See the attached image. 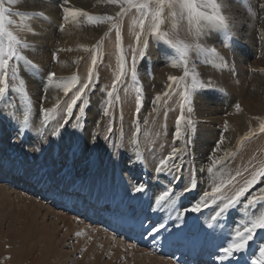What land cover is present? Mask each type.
<instances>
[{
  "label": "rangeland",
  "instance_id": "1",
  "mask_svg": "<svg viewBox=\"0 0 264 264\" xmlns=\"http://www.w3.org/2000/svg\"><path fill=\"white\" fill-rule=\"evenodd\" d=\"M34 1L39 2L40 0ZM53 2L56 6L59 5L60 8L62 7L60 6L61 2H58V0H52V3ZM63 8L64 7H62V9ZM133 10L135 9L131 10L133 13L136 12V10ZM61 12L63 14L62 19L64 20L69 13L67 12V10H62ZM19 13H23L21 17H27L25 19L20 18V20H38L39 17L38 15H36V13ZM98 16L99 14H96V17ZM261 19L263 20L262 23H260ZM256 20L257 21L253 28V32H255L254 38L257 42L255 45L256 57L252 56L250 58H247L248 60H246L245 65H243V69L245 66L244 71L246 72V78L248 79L245 85L248 84L249 86L253 83V80L249 79V77L252 75L251 73H253V70H264L263 64H259V68L250 67V63H253L254 61H261L259 60L261 52H264V48L262 47L264 42V27L262 28V26L264 25V13L262 14V16L258 15L256 17ZM118 22H120L123 26V20L121 21L120 18H118L116 23ZM181 22L183 24L182 34H187V21L183 20ZM233 23H237V21H233ZM61 26L63 27V25ZM61 26L57 27L58 29H56V32L61 31ZM122 26L119 29L113 26H110L111 29H109L110 27H108L102 34L103 36H99V43H97L98 45L96 46L98 47L100 43L103 44V42L107 40V38L111 34L110 31H113L112 34L114 33L115 35L117 33L116 31H119L121 37L120 30ZM8 27L9 30L14 29L11 25H9ZM161 28L165 29L166 23H164ZM215 31L216 30L210 31L207 37L202 38V40L206 39L207 46L214 45L217 48L220 47L222 51H227L228 47H224L221 43L223 39V33ZM101 37H104L103 41ZM150 38L151 34L149 35V39ZM213 38H216L215 40L217 42H213ZM114 40V47L117 54H114V57L111 61V64L113 66L109 68V63L107 62L106 64H103V69H100L101 66L99 65L98 69L96 65L94 66V68L92 66V72L94 71V74L92 75V84L88 89L85 90V93L82 95L81 99L77 101V105L73 108V115L68 118L69 123L60 130L59 135L53 136L52 131L58 123L64 122L63 118L66 115L65 109L67 107V103L70 102V100L64 98L65 94L63 91V86L64 84L70 82L72 77H77V72H70V74L68 73L66 75H55L51 80H49L48 73L54 72V69L52 70L49 67L50 65H48L47 70L38 68L39 71H37L36 69L27 68L23 62H20L18 64L20 77L24 79L21 73H24L25 71L27 74L32 75V77H34L36 80H42V83H44L45 85L44 87H38L37 97L34 99V97L31 98V93H29V91L27 90L30 86H34V84H31L24 79L26 82L27 93L29 95L30 101H32L33 103H31V109L29 112L30 127L26 129L23 134H20L18 132L20 121H22L24 118L25 106L23 100L14 93L6 94L4 98L0 99V108L2 107V109L4 110V114H0V136L3 137L1 135L3 127L8 132V141L6 145H4V142L0 140V238H2L4 242L3 245L0 246V264H20V261H23L24 259L28 260L32 257V255H40L38 256V264H40V257L42 256L41 253L43 249L41 248L42 244H48V247L50 249V253L46 259V263L48 264H135V260H141V258H139L140 253H150L149 255L151 256H156L161 259H169L172 261V263L175 264L216 263L213 260L214 257H212L213 253H198L197 248L200 247H197L198 245H196V243L192 245V255L186 257L180 255L175 250V247L171 249L173 243H170L171 246L169 242L167 243V245L165 244L164 247L166 246L167 248H164L163 246L160 248L157 246L153 247V245L151 244L153 241L150 240L149 237H147V233L143 235V231H145V229L141 230L139 235H132L131 238H127V236L120 232L119 228L118 230L114 228H107V223L105 222L107 221V219L105 218V221L101 219V222L99 220H96L98 219L97 217L101 216V213L103 215L106 210L109 212L108 219L115 220L118 213H116L114 206L111 209V205L113 204L112 201H108L102 190L97 192V190L93 186V183L96 182L95 179L96 176L99 175V173L104 174L108 172L109 178H107L106 182L108 183L109 181V186L115 190L116 188L119 189V181H122V179L120 178H123V174L126 175H124L125 177L129 178L134 177V175L137 174V179L140 180V182L144 183L146 181L145 178H147L150 172H148L146 168L150 166H148L147 163L148 158L151 159V162H153L154 158L156 159V161L159 158L163 159L165 156H168L171 153L173 147H175L180 150L177 152L176 159L174 161L176 167H172L173 161L170 160L168 166L164 171L161 172L172 173L174 179H178L181 181L179 182L177 180L180 185H182V183H187L188 181L186 186H189H187V188H191L193 180L195 181L196 187L192 188L190 191H185V194H190L192 198H189L188 195H184L183 198L185 200V204L191 207L200 202L201 197L203 196V193L205 191L211 192V189L215 186V183H218L222 179L229 178L230 176H235L237 171H240L242 173L240 181L250 178L253 172L251 168L256 167L255 169H253L255 171L257 169V164H260V162L263 161L261 158L259 162L257 160L254 161L256 158H253L251 159L253 163L252 167H250L249 165L246 166L251 160L249 158H246L243 153L244 150H246L247 145L250 146L251 142L257 139L256 137H258L259 135H261L262 137L264 133L258 134L251 138L249 137L247 140L240 141V137L248 135V133H245V135H243L244 133L239 130L244 125L245 121V118L240 111L241 108L237 109L235 107V105L238 104V102H235V99H233L234 102L231 101L229 105H224L223 100L225 99L223 98V92L224 97L226 96V93L224 90L223 92L220 91V88L217 87L218 84H216L215 86L211 85V87L192 90L189 97V99L191 100V104H186L183 112L184 120L180 125L181 135L178 139L175 138L174 133L176 131V119L181 115L180 96L178 94L179 90H177L176 93L170 95L169 97L161 96V101L158 103H154L155 97L158 94H162L165 91H170L167 87L170 82L168 81L166 76H164L162 80H155L157 79L155 77L157 72H155L154 68L158 67L159 65H153V60H150L148 52L142 60L140 59V56L136 57L135 69L137 72L138 81H133L131 78L130 70H132V59L130 58L127 61L128 63L126 62L125 64V75L121 77V80L119 82H117L116 90L113 92V96L109 98L107 96V92L112 89V83L110 82V80L113 77L115 78L118 74L119 52L116 47V38ZM38 45L39 44L37 43L36 46ZM93 48L95 49V47ZM93 48L90 50V55H95L97 57V52L93 50ZM59 49L63 51V49ZM49 53L51 55L50 61L53 63V66H57L55 62L58 60V58L53 60V54L55 53L56 55L57 53L56 50L52 49L51 51H49ZM158 54H160V51H158ZM173 55L174 54L172 53L171 56ZM115 58L117 60H115ZM229 58L230 57H228V59ZM86 59H88V56L86 57ZM190 61L193 62L189 65L190 71L193 70V68L194 70L198 68H204L209 71H222L226 75L230 74V76H232L233 78L235 76L237 77L238 71L235 70L234 67H230L229 63H231V61L227 62L225 58L224 64H226V67L206 64L204 62V57H198L194 52L190 53ZM111 71L114 75L112 73L110 74ZM175 72L177 76L182 75L183 68H176ZM259 74H262V76L264 77V71L262 73L259 71ZM108 76H110V80L107 79ZM143 78L147 79V84L143 82ZM237 78H234L236 80V87L239 85V80H237ZM43 80L45 81L43 82ZM128 80L130 81L129 85H131L130 99H133L128 107L129 111L133 112L132 119L130 120L131 122H129L130 129L126 131V137L129 134L130 136H128L127 139L128 143L119 146L117 143L118 128L113 127L115 130L113 129L112 132L109 133L107 127V119L109 118V116H111L112 114L115 115L116 113L120 114L118 118H122V111L119 109L120 107L114 106V108L112 107V105L114 103L116 93L119 90H122L123 86L126 85ZM110 83L111 85H109ZM9 84H12L11 80H9ZM79 84L80 82H78L76 87H78ZM137 88L141 89L139 94L142 100L140 111L138 114L136 112L135 99L137 95ZM73 89L68 92V96L72 94V92L74 91ZM52 90L61 92L63 93V95L60 101L58 100L53 105L48 106L46 103L52 101V98L48 97L49 93L51 95L52 93H54ZM206 93L212 95L214 99V102L212 101L210 103L211 106L212 103H222L221 106L222 109L224 108V110L223 115H219L220 117L230 116L231 118H233L232 116L234 114H236L237 117L238 113H240L239 118L242 121H240L237 117L236 119L238 122H233L237 123L236 127H233V125L231 124H224L223 122H221L222 124L219 123L218 126H214V128L212 129L214 137L210 141L211 145L205 148L204 152L201 151V154L203 155L202 156L198 152L196 154V147H194L196 146L199 139V134L196 130H199L198 127H201L200 125H198V122L196 120L197 116L195 115L197 113L196 106L200 104L199 102L209 101L208 98H203ZM33 94L34 91L32 92V95ZM174 95L176 96L175 98ZM259 95L260 96L257 99L249 98L248 102L250 105L248 104V108H250L252 104L258 105L263 103L264 81L260 83ZM247 96L250 97L251 94ZM8 100H10L11 105L8 104ZM165 101H167V103H165ZM81 106H83L84 108L83 112L80 111ZM54 107L56 110V119L45 121V117L41 113V108L49 109ZM111 107L116 112H112L113 110H111ZM189 107H191L192 109L191 112L188 111ZM105 108L108 109L107 115L104 114ZM77 117H79L78 121ZM88 117H91L90 119H92L93 123V129H91V131L89 129L87 130L85 126L89 125L90 120L88 119ZM14 118L17 120V125H15L16 127L9 122V119ZM170 119H173V123L171 124L168 123ZM188 120L192 121L191 127H189L187 124ZM32 123L34 124L33 126ZM75 123H79L80 127L73 128L72 124ZM111 124L115 125L117 123L112 122ZM104 129H107V131L104 132ZM230 129L232 130L231 132L229 131ZM203 133L206 134L205 131ZM222 135L224 136L223 143L225 145H228V150H224L225 145L223 143L219 148H217V142L220 141ZM105 137H107V139H105ZM134 139L137 141L136 144L132 143ZM261 140L264 143L263 138H261ZM161 141L165 144L163 143L162 145H160L162 147L160 149V152H156L157 144L159 146ZM49 147L52 151L56 152L55 159L52 156L47 155V153L49 152V149L47 148ZM258 150L261 151L263 150V148H259ZM137 151H139L141 156V159L139 161L135 160V153ZM226 151H230L232 153V156L225 160L222 165L216 166V168L214 169V173L220 172L221 168H223V171L220 173V175L215 176L214 183V174H210L207 170L208 167L211 166V158L216 157L214 154H219L217 152H221L218 157L220 158L225 155ZM197 158H205V160L201 162L202 164L200 163V171H198L197 167L195 166ZM243 158L245 159L243 160ZM38 161H40V164ZM115 161H117L118 164L116 165L119 169L118 174L121 173L120 175L122 177L114 174L117 172L115 170L116 168L114 167L116 163ZM159 161H157V164H159ZM58 164L60 165V167ZM242 164L244 165L241 167ZM103 166L105 169L103 168ZM244 166L247 168V170H245L246 168ZM242 170H250L251 173L249 172L248 174L247 172H243ZM131 179H133L134 181H132L135 183V179ZM170 181L173 180L170 179ZM121 184H124L123 188L126 189L124 191L127 193V188L125 186L126 184L124 182H121ZM237 185H239L238 179L234 181L233 185H228L229 187L227 186L226 188L222 189V192L224 194L231 195ZM206 186L208 189L206 188ZM260 187H264V183L258 182L256 185H253L249 192L245 194V197L241 198L242 201L246 200V197L248 195L258 194V190ZM199 188L201 189V191H198ZM84 201L86 202V204L83 205V208L86 207V209L89 210V207H87V204H89L91 205L90 210L96 209L97 211L98 209H100V213L96 214V216L94 217H87L85 210L79 211V209H77V207L75 206L78 204V202H80L79 205L82 206V202ZM219 203V201H217L216 203H212L211 200H209L207 203L208 205L206 206H209V209H213L214 207H218ZM125 206L126 208L124 209V216L121 215L122 218L121 216L120 218L124 220L125 223H129L130 226L133 225L132 222L125 220L124 217L129 214L130 209L133 208V206L128 203L125 204ZM206 206L201 207V210L203 211L200 210L199 215L208 208ZM242 209L243 203L238 205L236 208L229 210V212L226 213L225 216H221V220L224 219V221L228 224H239V222L245 218V213L244 211H242ZM214 211L215 210H213V212ZM247 211L259 214L260 211H264V207L258 205L257 209H249ZM148 215L149 213H146L147 217ZM155 225H157L156 221L150 222V226ZM188 226L191 227L188 230L184 229L182 233L185 237H187L188 235L193 236V234H189V232L199 234V230H201L200 226H202V224L200 222H196L195 220ZM75 228L86 230V232L88 233V237H86L87 233H84L83 236L81 235V233H76V231H74ZM212 232L214 234L216 233L214 229L212 230ZM258 232L259 236L255 237L254 240L249 244V248L243 253L244 257H252L253 255L258 256V246L261 242H264V232H261L259 230ZM118 242H123V248L121 249V253L119 255L116 254V247ZM36 247L37 251L35 252ZM193 255L196 256V259L195 256L193 258ZM200 255H202V257H200ZM191 258H193L194 260Z\"/></svg>",
  "mask_w": 264,
  "mask_h": 264
},
{
  "label": "bare ground",
  "instance_id": "2",
  "mask_svg": "<svg viewBox=\"0 0 264 264\" xmlns=\"http://www.w3.org/2000/svg\"><path fill=\"white\" fill-rule=\"evenodd\" d=\"M58 2H61L60 6L64 7L63 9H62V7L60 8L59 5L56 6L54 4V2L52 3V0H40L39 2H36L34 0H17L16 4L10 6L13 13L31 12L32 14L36 13V15H38L39 17H38V20L29 19L28 21H26V20H24L25 18H27L26 16L21 17L22 15L21 16L12 15L11 19L13 21H15V23L13 25H11L12 28H14L11 31H13V33H17L15 35H17V37L23 43H26L28 45L27 48H21L20 51L22 52V54L27 59L32 60L33 63L38 66L39 69L47 70L48 65H50L49 67L52 70L54 69L53 73H55V75H60V74L66 75L68 73L70 74V72L71 73L77 72L76 75H77V78L79 79L80 84L78 87H76V89L75 88L73 89L74 91L72 92L71 95H69V96L65 95L64 96V98H66L67 100H71L75 91H77L79 89V87L82 86L83 83L88 78V69L92 68V63H91L92 55H90V50L93 47H95V49L93 48V50H95L97 52V55H98L97 56V63H96L97 69H98V65L101 66L100 69H103V64L104 63L106 64V62L109 63V68H111L113 66L111 64V61L114 57V54H117L115 47H114V42H115L114 39L116 38V35L114 33L112 34L113 31H110V33H111L110 36L107 38V40H105L103 42V44L100 43V45L98 47L96 45H98L97 43H99V41H98L99 36L102 35L108 27L115 25V27L119 29L122 26V24L120 22L116 23L118 18H120L121 21L123 20V26L120 30L121 31V37L120 38H121V44H122L121 48L123 50V55H124V58L126 59V62L128 61V59H130V58L132 59V57H131L132 49L133 48H136V49L142 48L144 41L147 40L148 41L147 52H148L149 58H150V60H153V62H152L153 65H155V66L159 65L158 67L154 68L155 72H157L156 76H155L157 79H155V80H160V79L162 80L164 76L168 77L169 75H176V72H175L176 68H170V67H172L171 62H170V57H171L172 53L169 51V49H167V47L162 42H158L152 36L149 39L150 33L145 31L141 35L140 42L137 43L136 37H135V32L139 31V28L133 27V25H132L133 19L136 18V16H137L136 12L133 13L131 11L130 13H128V12L125 14L122 13L120 17H117L116 13L120 11L121 7H125V6L122 4L108 3L107 0H67V3H65L64 0H58ZM220 2L223 5L222 11L227 15L230 23L233 25L234 36L229 41V47L227 48V51L226 50L222 51L220 49V47H218L217 50L227 60V62L231 61V63H229L230 67H234L235 70L238 71V72L236 71L238 78L236 76L234 78H237V80H239V85L236 87V80L232 76H230V74L226 75L222 71H218V70L209 71V70L204 69V68H198L195 70V72L198 74L199 78L202 81H204L205 83L210 81L212 86H215L216 84H218L217 87H219L220 89L222 88L225 91V93H226L225 97H224V92L222 91L223 92V98L225 100L221 99L224 101V105L226 104V106H227V105H229V103L231 101L234 102L233 99H235V102H238V104L240 105V108H241L240 111L245 118L244 125L239 130H241L244 133L243 135H245V133H248V135H249V133H253L252 135H249V137L251 138L253 136L261 134V132L259 131V126L261 123H264V101H263V103L261 102L262 104H258V105L252 104L250 106V108H248V104H249L248 100H249V98L257 99L260 96L259 95L260 83H262L264 81V77L262 76V74L261 75L259 74V71L262 73L264 70H261V69H259V71H258V69L253 70V73H251L252 75L249 77L250 80H253V83L250 84V86H249L248 84L245 85V83H246V81H248V79L246 78L247 74L244 71L245 66L243 69V65H245V61L248 60L247 58H250L252 56L256 57L255 45L257 42L255 41V38H254L255 32H253V28H254V25L257 21L256 17L258 15L262 16V14L264 13V0H220ZM67 4H68V6H67ZM62 10H67L68 13H70V11H72V10H81L82 12H87L89 15H91L93 17H96V14H99L98 17L101 19H103L104 17H107V15L113 17L114 19L112 21L104 20L103 22H101V20H97L95 23H92V22H89L87 17H85L83 15L77 14L76 16H72V15L68 14V16L66 15L67 19L63 20L62 19L63 14L61 12ZM133 11H135V10H133ZM262 11H263V13H262ZM21 14H23V13H21ZM41 14H43V15H41ZM20 18H24V19L23 20L21 19L22 20L21 21ZM181 21H183V20H181L179 18H177L175 21H173L171 18L168 17V10L165 9L166 28L165 29L162 28V30L169 31L171 29V25L173 23H175L177 26L176 27L177 37L180 39L189 40L190 38L188 37V34H184V35L182 34L183 24ZM233 21H237V23H233ZM262 22H263V20L261 19L260 23H262ZM236 24H237V26H236ZM61 25H63L61 31L56 32V29H58L57 27H59ZM146 25H147V21H146ZM263 27H264V25L262 26V28ZM29 29L31 31H29ZM109 29H111V27ZM181 35H182V37H181ZM103 38H102V41H103ZM105 39H106V37H105ZM215 39L213 38L212 41L217 42ZM37 43L39 44L38 46H36ZM262 47L264 48V42H263ZM59 48L63 49V51H61ZM52 49L53 50L55 49L57 52L56 58H58V60L55 62L57 66H53V63L50 61L51 55H50L49 51H51ZM85 49H87V50H85ZM158 51H160V54H158ZM87 54H89V55H87ZM87 56H88V59H86ZM136 57H139L138 51H137ZM228 57H230L229 58L230 60L228 59ZM115 60H117V59L115 58ZM259 60H261V61H259V62L254 61L253 63H250V67L259 68L258 67L259 64L260 65L263 64V66H264V52L263 51L261 52V56H260ZM163 62L165 63V65ZM161 64H162V66H161ZM111 73H112V71L110 72V74ZM21 75L24 77L25 80H27L31 84H34V86H30L27 90L29 91V93H31V98L34 97V99H35L37 97L38 87H44L45 86L44 83H42V80L41 81L36 80L34 77H32V75L27 74L25 71H24V73H21ZM41 75H42V73H41ZM200 75H202V76H200ZM107 79L110 80V76H108ZM114 79L115 78L113 77L110 80V82L113 83ZM44 81L45 80H43V82ZM129 82L130 81L128 80L126 85L123 86L122 90H119L116 93V96L114 98V103L112 105V107H114V106L120 107L119 109L122 111V114H121L122 118H118V116L120 114L116 113L115 115L112 114L107 119L108 120V125H107L108 128L111 127L112 130L114 129L113 127L118 128L117 129V131H118V137H117L118 142L117 143L119 146H122V145H125V143H128L127 139H128V136H130V134H129L126 137V134H127L126 131L128 129H130L129 128L130 127L129 122H131L130 120L132 119V113H133V112L129 111V109H128L129 105L131 104V101L133 100V99H130V86L131 85H129ZM143 82L145 84H147L146 83L147 79L143 78ZM111 83L109 85H111ZM248 86H249V88H248ZM41 90H42V88H41ZM33 91H34V94L32 95ZM52 91L54 93H52V95L49 93V95H48V97L52 98L51 102L46 103L48 106L53 105L58 100L60 101V99L63 95V93H61V92H57L55 90H52ZM250 94H251L250 97L247 96ZM117 96L119 97V99H117ZM175 97L176 96L174 95V98ZM203 98H205V99L208 98L209 101L199 102L200 104L198 106H196L197 113L195 115V116H197L196 120L198 122V125H200L201 127H198L199 130H196L199 134V139L197 141L196 146H194V147H196V154L198 152V153H200V155H202L201 151L204 152L205 148H207L211 145L210 141L214 137V134L212 132L213 131L212 129L214 128V126H216V125L218 126L219 123L223 122L224 124L225 123L228 125L231 124V125H233V127L234 126L236 127L237 123H233V122H238L236 118L240 117V113H238L237 117H236V114H234L232 116L233 118H231L230 116L220 117L219 115H223V110H224V108L222 109V106H221L222 103L221 104L219 102L212 103V106H211L210 103L212 101L214 102V99H213L212 95H210L209 93L208 94L206 93L203 96ZM7 102L9 105H11L10 100H8ZM31 103H33V102L31 101ZM33 106H34V104H33ZM112 107H111V110H113ZM35 108H37V107H35ZM0 109H2V107ZM112 112H116V111L113 110ZM90 118L91 117H88V119L90 120L89 125H85V126H86L87 130L89 129L91 131V129H93V123H92V119H90ZM9 120H10L9 122L13 126L17 125V120L15 118L9 119ZM239 120L242 121L240 118H239ZM112 122L117 123L118 125L117 124H115V125L111 124ZM33 123H32V126L34 125ZM168 123L169 124L173 123V119H170ZM1 127H2V124H1ZM104 130H105L104 132L107 131V129H104ZM204 131L206 132V134L203 133ZM229 131L231 132L232 130L230 129ZM85 134H87V133H85ZM1 135L3 137L0 136V140H2L4 142V145H6V143L8 141V132L5 130L4 127L2 129ZM197 137H198V135H197ZM256 138H257L256 140L251 142L250 146L247 145L246 150H244L243 155L246 158H249L250 160L253 158H256L254 161L257 160L258 162L262 159L263 162H260V164L256 163L257 168H258L259 165L264 163V143L261 140V138H263V141H264V134L262 137H261V135H259ZM253 139H255V138H253ZM88 141H89V139H88ZM163 143L164 142L161 141L159 146L157 144L156 152H158V151L160 152V149L162 148L160 145H162ZM32 145H35V144H32ZM46 147H47V144H46ZM259 148L260 149L263 148V150L260 151V150H258ZM47 149H49V152L47 153V155H50L55 159L56 158V152L52 151L50 149V147ZM224 150H228L227 144L225 145ZM217 153H219V154H214L216 156V158L219 157L221 152H217ZM244 159L245 158H243V160ZM39 160H40V158H39ZM159 160H161V158H159L157 161H159ZM204 160H205V158H197V160H196L197 162L195 163V166L197 167L198 171H200L199 170L201 167L200 163L203 162ZM34 161H35V159H34ZM105 161H106V159H105ZM117 161H118V159H117ZM117 161H115L116 163L114 165V167L116 168L115 170L117 172L114 174L118 175L120 177L123 176V178H120V179H122V181L121 180L119 181L120 182L118 185L119 189H117V188H116V190L113 189L112 187L109 186V184H108L109 181H108V183L106 182L107 178H109V176H108L109 172L104 173V174L99 173V175L96 176V179H95L96 182L93 183V186L95 187L97 192H99L100 190H102L104 192L105 197L108 199V201H110V202L112 201V203L114 204V205L113 204L111 205V209L114 206V209H115L116 213H118V214H117L115 220H110V219H108V213L109 212L105 210V213L103 215L101 213V216H103V217L98 216L97 217L98 219H96V220L101 221V219H102L105 221V218H106L107 221H105V222L107 223V228H114L116 230H118V228H119L120 232L122 234H124L125 236H127V238H131L132 235H134V236L137 234L139 235L141 230L145 229V231H143V235L145 233H147V237H149V239L153 241L151 243L153 245V247L157 246L160 248L162 246L164 247L165 244L167 245L168 242H169V244L173 243V246L171 249H173L175 247V250L180 255L186 256V257L192 255V253H191V250L193 248L192 245L196 243V245H198L197 247H200V248H197L198 253H200V252H203V253L208 252L211 254L213 253L212 257H214V259L213 258L212 259L216 262L215 264H219V262L217 260H215V256L217 254L218 247L224 243L225 233L228 232L230 229H234L237 224H228L224 221V219L221 220V217H220L217 222H214V226L212 228H209L207 226L208 222L211 219V217L215 214V212L218 211V207H216V208L214 207L213 209L212 208L209 209V206H206V207H208L207 208L208 210L206 209L200 215H199V212L185 211L186 209H190L193 207V206L190 207V206L186 205L185 200L183 199L184 195H188L189 198H192V196L190 194H185L186 193L185 189L187 188V186H189V185L186 186L188 181H187V183H182V185H180V183H178V181L179 182H181V181L178 179H174L172 173H170V172H157L156 168H157L158 164H157V161L155 158H154L153 162H151V159L148 158L147 163H148V166L149 165L150 166L149 167L145 166V167L147 168L148 172L149 171L150 172H149L147 178H145L146 181L144 183L140 182V180L137 179V174L134 175V177H130V178L125 177L126 176L125 174H123L122 176L120 175L121 173L118 174L119 169H118V166H116V165H118ZM29 162H31V161H29ZM38 162L40 164V161H38ZM137 163H139V162H137ZM109 164H110V162H109ZM252 164L253 163L251 160V161H249V163L246 166L249 165L250 167H252ZM82 165H84V164H82ZM243 165L244 164H242L241 167ZM104 166H105V163H104ZM104 166H103V168H104ZM59 167H60V165H59ZM255 168L256 167L251 168L252 171H254L253 169H255ZM106 169H108V168H106ZM245 170H247V168ZM242 171L247 172L248 174L250 172V170L249 171L242 170ZM57 177H58V175H57ZM175 177H176V175H175ZM113 178H114V176H113ZM131 178L135 179V183L133 182L134 180ZM240 178H241V176H238L236 178V179H238V184H239L236 187L243 185V183L245 181V179L240 181ZM170 179L173 181H170ZM121 182H124L126 184L125 186L127 188V193L124 191L126 189L123 188L124 184L122 185ZM121 185H122V187H121ZM139 185L144 186V191H142V192L134 191V187L139 186ZM112 186H113V184H112ZM132 186H133V188H132ZM167 188L173 189L174 204L170 205L168 207H159L158 208L155 204L156 196L159 195V193L161 191L166 190ZM206 188H207V186H206ZM198 191H201V189L199 188ZM125 193H126V195H125ZM123 195H125V196H123ZM80 202H78V204L75 206L77 207V209H79V211L85 210L87 217L88 216L94 217V216H96V214H99L101 211L98 208H97L98 209L97 211H96V209L90 210L91 205H89V204H87V207H89V210L86 209V207L83 208V205L86 204V202L85 201L82 202V206L79 205ZM127 203L131 204L133 206V208L130 209L129 214H127V216L124 217L125 220L132 222L133 225H130V226H129V223H125V221L121 219L122 218L121 215L124 216V209L126 208L125 204H127ZM213 210H215V211L213 212ZM201 211H203V210H201ZM146 213H149L148 217L146 216ZM180 213H182V216L180 218H177L178 214H180ZM225 215L226 214H224V216ZM120 216H121V218H120ZM146 220H148V221H146ZM195 220H196V222H200L202 224V226H200L201 230H199L200 233L196 234L194 232H189V234L192 233L193 236L188 235L187 237H185L184 234H182L183 230L184 229L188 230L191 227L188 225L192 224ZM152 221H156L157 225H155V227H157L159 229V231L156 233H152L150 235L149 232L151 231V227H152V226H150V222H152ZM161 224H163L164 227L161 228L160 227ZM196 225H200V224H196ZM195 228H197V227H195ZM213 229L216 231L215 234L212 232ZM74 231H76V233H81L82 236L84 233H87L86 230L80 229V228H77V229L75 228ZM259 231L264 232V230H259ZM86 237H88V233H87ZM183 241L185 244L183 243ZM251 242L252 241H250L249 244ZM3 243L4 242H3L2 238H0V246H2ZM170 246H171V244H170ZM41 248H43V249H42V253H41L42 256L40 257V259H41L40 264H44V263H46V259L50 253V249L48 247V244H42ZM122 248H123V242L122 243L118 242L117 247H116V251H117L116 254L119 255L121 253ZM20 249H23V248H20ZM36 251H37V247L35 249V252ZM167 252H168V250H167ZM243 253L235 254L234 258H232L230 261H226L225 264H251V259L253 256L252 257H250V256L244 257ZM149 254L140 253L139 258H141V260L140 259L135 260V264H175V263H172V261L169 259L168 260L167 259H161V258H158L156 256H151ZM38 256H40V255H38ZM38 256L32 255V257L29 258L28 260L24 259L23 261H20L19 263L20 264H38V262H39ZM194 256L195 255H193V258H194ZM200 257H202V255H200ZM144 258H147V259H144ZM193 258H191V259H193ZM195 259H196V256H195ZM46 264H48V263H46Z\"/></svg>",
  "mask_w": 264,
  "mask_h": 264
},
{
  "label": "snow or ice",
  "instance_id": "3",
  "mask_svg": "<svg viewBox=\"0 0 264 264\" xmlns=\"http://www.w3.org/2000/svg\"><path fill=\"white\" fill-rule=\"evenodd\" d=\"M64 2L67 3V0H64ZM107 2L112 4H122L125 6L121 7L120 11L116 13L117 17H120L122 13H127L132 9H135L137 16L133 19L132 25L133 27L139 28V31L135 32L137 43L140 42L141 35L147 31L158 42H162L167 49L174 54L170 57L171 66L174 68H183L182 75H169L167 77L170 82L167 87L170 91L158 94L154 100V103H158L161 101V96L169 97L179 90L181 115L176 119V131L174 133V137L178 139L181 135L180 125L184 120V108L186 104H191L189 97L192 90L211 87V82L209 81L205 83L202 81L195 72L194 68L190 71L189 65L190 63H193L190 61V53L194 52L198 57L203 56L206 64L226 67V64H224V57L218 52L217 47L214 45L207 46L206 39L202 40V38L207 37L210 31L216 30L223 33V39L221 41L222 45L224 47H229V41L234 36L233 25L229 22L228 17L222 12V3L220 0H107ZM16 3L17 0H0V99L4 98L6 94L14 93L23 100L25 106L24 118L20 121V127L18 129V132L23 134L24 131L30 127L29 112L31 109V101L26 90V82L19 75L18 64L23 62L27 68L36 69L37 71H39V69L32 60L27 59L20 51L21 48H27L28 45L23 43L17 35L13 33V31L9 30L8 26L14 24L11 16L22 15L18 12H12L10 6ZM165 9L168 10V17L173 21L177 18L187 21V34L190 38L189 40L177 37V26L175 23L171 25V29L169 31L162 30L161 26L165 23ZM69 14L72 16H76L77 14L83 15L87 17L89 22L92 23H95L97 20H101V22H103L104 20L112 21L114 19L111 16L104 17L103 19L93 17L87 12H82L81 10H72ZM65 19H67V17H65ZM113 27H115V25H113ZM29 31L31 30L29 29ZM116 47L119 52L118 74L113 80L112 89L107 92V96L109 98L113 96V92L116 90L117 82H119L121 77H123L126 73V61L121 48L119 31L116 33ZM147 48L148 41L145 40L142 48L132 49L131 78L133 81H138L135 69L137 51L139 52L140 59L142 60L147 55ZM55 59L56 55L54 53L53 60ZM91 63L93 67L96 65L97 57L95 55L92 56ZM92 75V68H89L87 80L77 91H75L70 102L67 103V107L65 109L66 115L63 118L64 122L58 123L53 129V136L59 135L60 130L69 123L68 118L73 115L74 106L77 105V101L81 99L85 90L92 84ZM54 76L55 73H48L49 80H51ZM9 80L12 81L11 85L9 84ZM78 82L77 77H72L70 82L64 84L63 86L64 94L67 95L71 89L77 86ZM219 90L223 91L222 88ZM140 91V88L136 89L137 95L135 99L137 114L140 111L142 103L141 96L139 94ZM117 99H119L118 96ZM165 103H167V101H165ZM235 107L239 109L240 105L237 104ZM80 111H84L83 106L80 107ZM188 111H192L191 107L188 108ZM41 113L44 115L45 121L56 119L55 107L49 109L41 108ZM0 114H4L3 109H0ZM104 114H108L107 108H105ZM78 120L79 117H77V121ZM187 124L191 127L192 121L188 120ZM72 127L77 128L80 127V125L79 123H75L72 124ZM259 131L264 133V123L260 124ZM108 132H112L111 127L108 128ZM252 134L253 133H249V135ZM249 135L240 137V141L247 140ZM105 139H107V137H105ZM223 141L224 136L222 135L220 141L217 142V148L220 147ZM132 143L136 144L137 141L134 139ZM178 151L180 150L173 147L171 153L159 161L156 171H164L170 160L173 161L172 167H176L174 161ZM231 156L232 153L230 151H226L225 155L220 158H211V166H209L207 170L210 174H214V183L215 176L220 175L223 168H221L220 172L217 173H214V169L216 166L222 165L223 162ZM140 159V153L137 151L135 153V160L139 161ZM241 175L242 173L237 171L235 176H230L229 178L222 179L218 183H215L211 192L205 191L203 193L199 203L195 204L192 208L185 210L199 212L201 207L206 206L209 200H211L212 203L219 201L218 211H216L211 217L207 225L209 228H212L214 226V222H217L222 215L228 213L229 210L234 209L243 203L242 211L245 213V218L242 219L234 229H230L225 233L224 243L218 247L217 254L215 256V260H217L219 264H225L226 261H230L234 258L235 254L245 252L249 248V242L259 236L258 230H264V211H260L259 214L247 211L249 209H257L258 205L264 207V187L259 188L258 194L248 195L244 201L241 199L245 197V194L249 192L253 185H256L258 182L264 183V163L252 172L250 178L245 180L243 185L236 187L231 195L224 194L222 189L226 188L228 185H233L236 177ZM195 187L196 183L193 180L191 188H186L185 191H190ZM134 191L142 192L144 191V186H136L134 187ZM155 204L158 208L173 205V189L167 188L166 190L161 191L159 195L156 196ZM181 216L182 213L178 214L177 218H180ZM160 227L162 228L164 225L161 224ZM158 231L159 229L157 227L152 226L149 234L151 235L152 233H156ZM258 248L259 254L258 256L253 255L251 264H264V242H261Z\"/></svg>",
  "mask_w": 264,
  "mask_h": 264
}]
</instances>
